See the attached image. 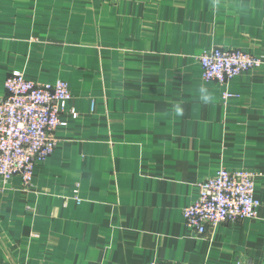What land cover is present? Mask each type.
I'll return each instance as SVG.
<instances>
[{"label":"crops","instance_id":"1","mask_svg":"<svg viewBox=\"0 0 264 264\" xmlns=\"http://www.w3.org/2000/svg\"><path fill=\"white\" fill-rule=\"evenodd\" d=\"M217 48L264 56L263 0H0V101L16 71L73 95L31 186L0 180V264H264V67L205 81ZM222 168L261 207L200 235Z\"/></svg>","mask_w":264,"mask_h":264},{"label":"built area","instance_id":"2","mask_svg":"<svg viewBox=\"0 0 264 264\" xmlns=\"http://www.w3.org/2000/svg\"><path fill=\"white\" fill-rule=\"evenodd\" d=\"M197 61L204 80L221 85L264 67V56L224 48L204 53ZM5 89L7 94L0 101V180L7 183L20 177L25 187H29L36 166L46 162L58 146L54 133L65 126L62 115L73 95L64 80L41 84L17 71L8 76ZM234 97L223 92L225 100ZM70 115L73 119L79 117L75 110ZM256 177L252 171L231 172L222 168L216 176L200 183L198 198L183 212L187 226L204 235L228 222L256 218L261 207L256 195ZM74 198L81 203L78 187Z\"/></svg>","mask_w":264,"mask_h":264}]
</instances>
